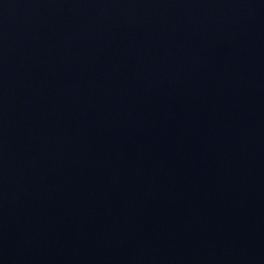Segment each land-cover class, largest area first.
Wrapping results in <instances>:
<instances>
[{
    "label": "water",
    "instance_id": "obj_1",
    "mask_svg": "<svg viewBox=\"0 0 264 264\" xmlns=\"http://www.w3.org/2000/svg\"><path fill=\"white\" fill-rule=\"evenodd\" d=\"M0 264H264V0H0Z\"/></svg>",
    "mask_w": 264,
    "mask_h": 264
}]
</instances>
